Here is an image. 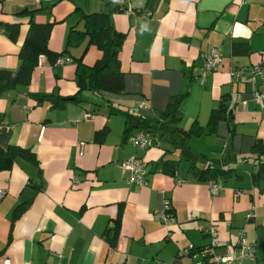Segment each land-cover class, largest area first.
I'll use <instances>...</instances> for the list:
<instances>
[{
    "label": "crops",
    "instance_id": "crops-1",
    "mask_svg": "<svg viewBox=\"0 0 264 264\" xmlns=\"http://www.w3.org/2000/svg\"><path fill=\"white\" fill-rule=\"evenodd\" d=\"M133 7L148 16H128L111 0H0V72L21 67L31 20L52 25L48 49L57 54L68 31L81 29V13L108 14L111 29L124 36L118 53L122 94L77 95L75 62L92 66L100 58L86 41L68 49L72 63L44 59L25 86L0 93V149H27L37 160L19 158L0 171L6 192L0 199V264H192L179 251L207 246L209 224L223 253L243 230L257 251L242 264H264V177L253 182L256 167L244 160L256 141L264 142V104L253 101L250 82L253 67L264 68V0H145ZM234 44L241 52H232ZM212 48L223 66L201 79V56ZM236 71L240 77L231 75ZM255 84L259 90L264 78ZM75 95L82 102L64 101ZM178 96L176 123L166 122L155 147L136 150L129 139L138 130L126 135L127 125L158 119ZM225 98L235 108L230 123L211 129V112ZM140 102L143 111L136 107ZM85 113L93 117L84 120ZM132 158L145 165V187L127 184L120 165ZM165 162H172L173 175L163 172ZM192 167L234 175L218 181L222 189L212 197V182H197ZM165 200L174 217L169 228L159 220ZM19 205L27 210L13 221ZM251 207L254 217L246 221ZM116 219L118 230L108 240L105 232Z\"/></svg>",
    "mask_w": 264,
    "mask_h": 264
},
{
    "label": "trees",
    "instance_id": "trees-1",
    "mask_svg": "<svg viewBox=\"0 0 264 264\" xmlns=\"http://www.w3.org/2000/svg\"><path fill=\"white\" fill-rule=\"evenodd\" d=\"M81 29H70L65 39L64 51L62 53H54L48 49V39L52 25L37 24L32 20L29 22V27L23 44L21 46L19 57L21 67L18 71L0 72V93L6 90L10 85H26L30 79L31 73L39 63L42 57L47 60L50 65H55L57 60L66 57L68 49L80 46L86 41L87 46L95 47L100 52V58L92 65L86 66L81 59L75 62V81L77 86V95L88 91L93 97L100 98L102 94L119 95L123 92V75L120 71L118 53L124 41L122 34L116 33L109 26L108 14L97 12L92 14H80ZM15 29V28H14ZM16 33H12L13 38ZM246 50V44H243ZM239 45L234 44L232 47L233 53H239ZM75 95L74 97L66 98L64 101L72 100L75 103L82 102ZM182 96H178L171 100L165 112L158 116L156 120H147L138 118L134 124H128L125 130L127 135L129 132L136 129L139 131L152 133L157 136L166 122L176 123L177 121V106L182 100ZM228 100L225 98L221 101L216 109L211 112L208 127L213 128L217 122L227 120L230 123V115L226 114ZM97 104V103H96ZM98 105V104H97ZM93 116V115H92ZM210 129V130H211ZM105 130L97 133L95 138H101ZM188 135L183 133L182 136ZM25 159L30 162H37L29 150L19 147H9L5 151L0 149V171L10 170L16 159ZM247 160L252 167H256V171L251 175L252 181L264 177V142L256 141L251 148V153ZM176 163V162H175ZM172 162H165L163 172L168 175H173ZM192 177L197 182H214L226 180L234 175V170L225 168H210L196 169L194 167L189 170ZM27 207L19 205L13 212V221L17 220ZM112 226L106 230L105 237L113 240L118 230L119 221L116 219Z\"/></svg>",
    "mask_w": 264,
    "mask_h": 264
},
{
    "label": "built area",
    "instance_id": "built-area-1",
    "mask_svg": "<svg viewBox=\"0 0 264 264\" xmlns=\"http://www.w3.org/2000/svg\"><path fill=\"white\" fill-rule=\"evenodd\" d=\"M41 0H33L35 4H38ZM145 0H111V3L115 6L117 10L122 13H125L128 16H133L136 14L142 16H148L146 12H142L139 9L133 7V2H144ZM246 0H239L242 4ZM44 62V58L39 59L38 65H42ZM201 72L199 78H204L207 74L218 70L223 66V59L220 56V52L218 49L212 48L207 53L201 56ZM72 63V60L69 57L59 58L56 62L58 65ZM55 64V65H56ZM234 77H240L241 71H236L231 74ZM264 78V68L260 66H254L250 76V82L252 86V99L253 101L262 106L264 104V84L261 87L256 89V78ZM137 109L143 111L146 109L144 103L140 102L137 104ZM242 108H246V102L241 103ZM234 106L229 104L226 109V114L231 115L234 112ZM92 114H84L82 119L88 120L91 119ZM130 144L138 151H148L151 148L155 147L158 144L157 136L152 133H147L143 131H139L133 134L129 139ZM83 143H80V153L82 155ZM120 168L123 172L128 173L127 184L136 185L138 187H145L147 185V172L143 161L139 159H129L123 162L120 165ZM181 181H177L176 184H180ZM221 186L218 183L212 182L210 184V194L212 197H216L219 195L221 191ZM6 192L4 190H0V199L5 196ZM254 207H251L250 212L246 215V221H250L253 219ZM159 220L161 224L169 228L174 224V217L172 214L170 202L168 200L164 201L163 208L159 213ZM204 234L209 237L210 243L201 248H194L190 246L187 249H182L179 251V256H188L190 260H192V264H242L246 261H251L255 258L256 247L254 243L248 242L243 230L238 232V239L230 252L223 253L220 249L221 246L217 242V231L214 229L212 224H209L207 228L204 230ZM5 264H9L8 261L4 262Z\"/></svg>",
    "mask_w": 264,
    "mask_h": 264
}]
</instances>
